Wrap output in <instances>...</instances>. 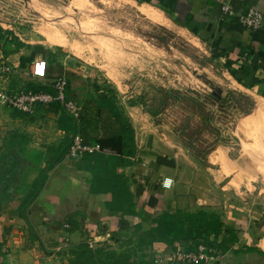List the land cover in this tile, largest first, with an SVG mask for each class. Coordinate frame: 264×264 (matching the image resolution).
<instances>
[{
	"label": "crops",
	"instance_id": "0c3cea01",
	"mask_svg": "<svg viewBox=\"0 0 264 264\" xmlns=\"http://www.w3.org/2000/svg\"><path fill=\"white\" fill-rule=\"evenodd\" d=\"M122 1L191 35L239 73L244 84L229 75L241 89L264 101V26L246 30L222 15L217 0ZM232 3L240 12L251 7L264 13V0ZM11 46L0 54V65L12 70L0 76V91L52 92V82L65 77L67 61L43 55L23 60V47ZM38 58L49 65L43 81L30 76ZM69 87V96L82 109L96 105L104 92L95 89L97 97L80 84ZM116 108L121 119L110 120L105 128L102 123L100 130H84L79 119L60 107L38 106L33 115L8 108V130L15 132L0 142V264H112L109 256L117 254V247L125 248V258L116 264H181L175 253L195 252L202 243L208 255L217 257L202 264H264V209L227 202L222 179L212 177L213 185H204L200 178L210 168L201 166L175 137L160 138L134 107ZM75 135L84 141L94 136L114 140L106 149L71 160L67 150ZM165 179L173 181L171 188L163 187ZM178 211L219 215V238L161 242L156 231L161 216ZM223 240L232 241L225 251L218 248ZM110 250L114 253L109 255Z\"/></svg>",
	"mask_w": 264,
	"mask_h": 264
},
{
	"label": "rangeland",
	"instance_id": "374dc122",
	"mask_svg": "<svg viewBox=\"0 0 264 264\" xmlns=\"http://www.w3.org/2000/svg\"><path fill=\"white\" fill-rule=\"evenodd\" d=\"M143 8L122 0H0V54L22 43L16 51L23 60L67 61L70 85L97 97L98 88L121 109L134 107L160 138L175 137L210 168L200 178L204 185L222 179L227 202L262 211L264 101L241 89L210 49L148 18ZM54 37L73 51L50 45ZM8 111L0 105L1 145L15 132L8 130ZM124 249L117 247L109 262L124 260Z\"/></svg>",
	"mask_w": 264,
	"mask_h": 264
},
{
	"label": "built area",
	"instance_id": "2783aa9c",
	"mask_svg": "<svg viewBox=\"0 0 264 264\" xmlns=\"http://www.w3.org/2000/svg\"><path fill=\"white\" fill-rule=\"evenodd\" d=\"M243 4H248L251 0H239ZM223 16L235 18L246 30L254 32L264 26V13L254 8H248L246 12L238 11L232 0H217ZM49 65L43 58H38L32 63L30 75L34 80L43 81L48 77ZM11 68L6 65H0V76L11 73ZM69 82L65 77H58L52 82V92H32L22 91L18 93H9L0 91V104L10 109L18 110L22 113L33 115L38 106L60 107L64 112L73 118L79 119L82 108L73 99L67 95ZM100 151V145H93L84 141L79 135L73 136L70 146L67 150V157L71 160H80L86 155ZM163 187L171 188L173 181L165 179ZM95 244V243H94ZM94 247L93 243H90ZM217 255V254H216ZM216 256L206 253L204 243L197 247L195 252H186L178 250L174 259L181 264H202L216 260Z\"/></svg>",
	"mask_w": 264,
	"mask_h": 264
},
{
	"label": "trees",
	"instance_id": "16d2710c",
	"mask_svg": "<svg viewBox=\"0 0 264 264\" xmlns=\"http://www.w3.org/2000/svg\"><path fill=\"white\" fill-rule=\"evenodd\" d=\"M18 47L22 48L23 44L19 43ZM225 67L239 83H243V80L239 78V73L230 70L228 62L226 63ZM241 70L244 75H247L245 69ZM67 95H70V87L67 89ZM69 98L71 97L69 96ZM95 103L96 105H92V107H90L94 109L93 111H90L89 107H84L81 111L79 121L81 123V127L84 128V130H100L102 123V128H105L110 125V120L121 119L114 99L108 97L107 95H102L99 101ZM113 138L114 137H109L108 139H104L103 136H96V138L94 136V139L86 141H93L94 144H99L100 149L102 150L108 147L109 141L114 140ZM121 140L122 139H120V141ZM222 226L223 223L220 221L219 215L208 214L204 212L190 214L187 212L178 211L175 216L163 214L160 218L156 231L159 233V240L161 242L171 244L175 242H187L198 239L206 240L209 239L211 235L218 239L219 235L221 234ZM231 242L232 241L230 240H223L220 245H218V248L225 251Z\"/></svg>",
	"mask_w": 264,
	"mask_h": 264
},
{
	"label": "bare ground",
	"instance_id": "6f19581e",
	"mask_svg": "<svg viewBox=\"0 0 264 264\" xmlns=\"http://www.w3.org/2000/svg\"><path fill=\"white\" fill-rule=\"evenodd\" d=\"M144 13H146V15H148L150 17V19L152 18L153 20L155 19L156 21H163L162 19H159L157 17H154V14L153 13H149L147 12L146 10H144ZM49 41H51V43L53 45H58V46H63V47H66V48H70L66 45L65 41L63 42L61 39H57V38H53V39H49ZM71 51H73L72 48H70ZM261 110H264V105L261 106ZM261 114V113H260Z\"/></svg>",
	"mask_w": 264,
	"mask_h": 264
}]
</instances>
